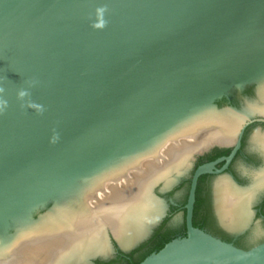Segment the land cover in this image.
<instances>
[{"label":"water","instance_id":"water-1","mask_svg":"<svg viewBox=\"0 0 264 264\" xmlns=\"http://www.w3.org/2000/svg\"><path fill=\"white\" fill-rule=\"evenodd\" d=\"M250 85L262 104L219 107ZM257 111L264 0H0V264H94L113 239L131 252L190 158L239 147ZM212 166L193 175L187 235L140 264H264V224H250L249 190L230 179L217 180L218 213L231 231L251 227L249 247L194 226Z\"/></svg>","mask_w":264,"mask_h":264},{"label":"flooded vegetation","instance_id":"flooded-vegetation-1","mask_svg":"<svg viewBox=\"0 0 264 264\" xmlns=\"http://www.w3.org/2000/svg\"><path fill=\"white\" fill-rule=\"evenodd\" d=\"M256 101L262 104V100L257 93V86L250 85L243 90H234L230 97L219 100L218 105L220 108L234 106L242 109L243 106H248L249 103H255ZM261 118L264 119V113L262 112L257 111L251 114L252 121L246 126L239 147L237 137L228 144H211L205 147L203 152L190 158L188 174L183 176L180 184L174 189L165 195H161L160 190L163 183L157 186L155 191L167 198L169 208L160 223L153 228L149 237L129 253L122 250L117 241L113 239L115 247L113 256L109 258L98 257L94 260V264H125L118 260L121 254H131L138 250L136 253V256H138L154 249L157 242L167 235L175 238L186 236L188 233L186 205L189 199L192 178L197 169L203 165L213 166L211 168L212 172L201 175L197 182L193 213L194 226L197 224L196 228L233 242L239 247L248 248L250 244L242 243L240 238L249 233L251 227L240 231L242 232L240 237H236V234L240 232L231 231L221 222L217 209L216 185L219 178L226 177L237 187L248 189L252 197L250 224H264V142L255 139L257 135L264 137V121L258 120ZM236 149L235 155L229 161L228 159ZM180 189H185L186 192L183 200L176 198V194ZM176 216H180L182 219L179 229L171 227V223Z\"/></svg>","mask_w":264,"mask_h":264},{"label":"trees","instance_id":"trees-1","mask_svg":"<svg viewBox=\"0 0 264 264\" xmlns=\"http://www.w3.org/2000/svg\"><path fill=\"white\" fill-rule=\"evenodd\" d=\"M197 226V224H195ZM175 239V237H170V235H167L164 239L157 242V245L154 249H151L147 252L141 253L140 255L136 256L137 251L132 252L131 254H121L119 256V261L124 262L125 264H140L143 262L149 255H151L154 252H158L161 249L165 247L167 243ZM114 264V263H111Z\"/></svg>","mask_w":264,"mask_h":264}]
</instances>
